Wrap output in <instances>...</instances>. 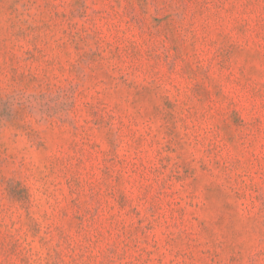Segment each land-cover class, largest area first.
I'll return each mask as SVG.
<instances>
[{
	"label": "rangeland",
	"instance_id": "obj_1",
	"mask_svg": "<svg viewBox=\"0 0 264 264\" xmlns=\"http://www.w3.org/2000/svg\"><path fill=\"white\" fill-rule=\"evenodd\" d=\"M0 264H264V0H0Z\"/></svg>",
	"mask_w": 264,
	"mask_h": 264
}]
</instances>
